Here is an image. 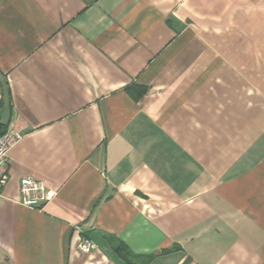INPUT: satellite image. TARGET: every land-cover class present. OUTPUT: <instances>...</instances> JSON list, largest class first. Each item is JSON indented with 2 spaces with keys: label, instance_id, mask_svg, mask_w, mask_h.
<instances>
[{
  "label": "crops",
  "instance_id": "crops-1",
  "mask_svg": "<svg viewBox=\"0 0 264 264\" xmlns=\"http://www.w3.org/2000/svg\"><path fill=\"white\" fill-rule=\"evenodd\" d=\"M0 72V264H264V0H0Z\"/></svg>",
  "mask_w": 264,
  "mask_h": 264
},
{
  "label": "built area",
  "instance_id": "built-area-1",
  "mask_svg": "<svg viewBox=\"0 0 264 264\" xmlns=\"http://www.w3.org/2000/svg\"><path fill=\"white\" fill-rule=\"evenodd\" d=\"M18 136L17 132L8 128L0 134V188L8 181L7 151ZM54 194V190L48 189L43 180L24 176L19 181V197L16 201L24 206L41 208ZM79 246L81 250L88 251L93 247V244L90 240L83 239Z\"/></svg>",
  "mask_w": 264,
  "mask_h": 264
},
{
  "label": "water",
  "instance_id": "water-1",
  "mask_svg": "<svg viewBox=\"0 0 264 264\" xmlns=\"http://www.w3.org/2000/svg\"><path fill=\"white\" fill-rule=\"evenodd\" d=\"M0 85L2 90V111L0 115V124L2 126H7L10 117L9 94H8L6 81L1 72H0Z\"/></svg>",
  "mask_w": 264,
  "mask_h": 264
},
{
  "label": "trees",
  "instance_id": "trees-1",
  "mask_svg": "<svg viewBox=\"0 0 264 264\" xmlns=\"http://www.w3.org/2000/svg\"><path fill=\"white\" fill-rule=\"evenodd\" d=\"M6 128L4 126H0V134L5 130ZM119 248H117L118 250Z\"/></svg>",
  "mask_w": 264,
  "mask_h": 264
},
{
  "label": "rangeland",
  "instance_id": "rangeland-1",
  "mask_svg": "<svg viewBox=\"0 0 264 264\" xmlns=\"http://www.w3.org/2000/svg\"><path fill=\"white\" fill-rule=\"evenodd\" d=\"M264 81V80H263Z\"/></svg>",
  "mask_w": 264,
  "mask_h": 264
}]
</instances>
